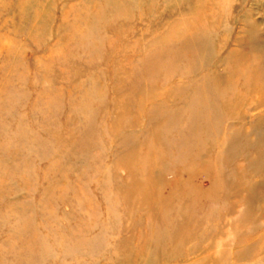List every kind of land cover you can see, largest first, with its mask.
<instances>
[{
	"label": "rangeland",
	"instance_id": "rangeland-1",
	"mask_svg": "<svg viewBox=\"0 0 264 264\" xmlns=\"http://www.w3.org/2000/svg\"><path fill=\"white\" fill-rule=\"evenodd\" d=\"M0 264H264V0H0Z\"/></svg>",
	"mask_w": 264,
	"mask_h": 264
}]
</instances>
